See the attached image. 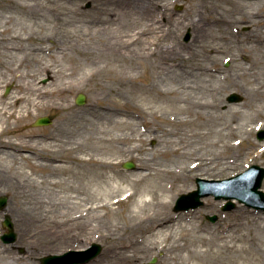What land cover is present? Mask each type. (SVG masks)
I'll return each instance as SVG.
<instances>
[{
	"label": "bare ground",
	"instance_id": "obj_1",
	"mask_svg": "<svg viewBox=\"0 0 264 264\" xmlns=\"http://www.w3.org/2000/svg\"><path fill=\"white\" fill-rule=\"evenodd\" d=\"M57 1L44 8L58 11ZM90 1L92 10L107 12L109 17L75 21L87 28L75 34L76 38L69 31L68 36H59L65 25L60 22L61 12L57 15L59 22L51 28L53 32L31 47L26 44L35 38L36 30L29 31L23 24H18L17 29L9 27L13 17H4L0 22V162L21 161L16 167L10 165L7 171L2 170L20 182L52 185L57 199L49 202L68 209L63 214L38 216L31 204H47L42 196L21 213L5 207L4 216L16 222L18 231L43 235L53 243L69 240L74 251H84L89 244L105 240L106 248L86 264H147L159 253L164 254L168 264H256L243 254L247 247L240 242H247L248 237L240 230L264 222V213L239 204L230 213L231 218L212 234L199 221L200 209L177 211L175 204L178 195L192 189V177L221 178L234 168V146L246 142L244 155L251 159L264 156L262 143L249 139L255 128H264V123L259 122L264 120V111L253 104L244 115L248 126L236 128L240 135L229 130L224 140L206 146L193 139L195 135L208 138L210 132L203 130L208 125L203 110L217 104L200 100L197 92L201 88L192 83L199 76L197 71H206L214 78L216 73L207 65L187 64V58L199 56V48L208 41L202 32L214 22L226 26L250 24L242 41L246 45L244 53L262 50L264 55V13L255 9L263 0H239L231 4L232 10L224 6V14L213 18L205 19L203 11L196 12L192 25L200 29L194 31L188 46L176 42L173 36L170 43H164L159 32L169 8L164 0ZM44 2L18 3L30 18H39ZM220 2L227 5L226 0ZM198 7L213 8L206 0ZM247 8L256 12L232 18L231 11ZM106 31L109 38H97L99 32ZM151 33L154 37H148ZM58 44L70 46L56 48ZM154 44L158 49L153 48ZM217 49L211 47L210 52ZM75 50L81 53L82 61L74 55ZM141 52L172 61L166 76L175 74L177 80L190 82L182 87L189 89L186 97L180 88L164 89L155 84L138 88L130 102L117 95L106 97L115 89L98 83L100 76L121 85L136 83L141 77L152 78L142 73L136 63L142 58ZM251 71L255 72L253 67ZM43 78L48 81L43 83ZM90 81L98 83V91L93 101L80 107L74 99ZM9 84L14 85V91L5 95ZM253 92L264 96V84ZM43 112L56 117L48 131L22 128V123ZM234 113L242 112L236 109ZM140 121L144 131L137 129ZM127 128L132 129L131 134L120 133ZM187 128L191 130L187 132ZM232 138L238 139L231 143ZM147 140H156L157 145L147 146ZM211 147L221 150L218 153ZM133 159L137 160L136 169L121 167L124 160ZM218 204L208 197L202 208L213 209ZM2 216L0 213V219ZM260 226L264 230V225ZM233 251L240 254L228 253Z\"/></svg>",
	"mask_w": 264,
	"mask_h": 264
},
{
	"label": "rangeland",
	"instance_id": "obj_2",
	"mask_svg": "<svg viewBox=\"0 0 264 264\" xmlns=\"http://www.w3.org/2000/svg\"><path fill=\"white\" fill-rule=\"evenodd\" d=\"M25 0H0V22L4 21L6 18L4 17H13L14 21L9 24V27L18 28V24L27 25L29 31L36 30L35 38L32 39L27 46L37 45L38 42H42L41 37H45L47 34L52 33V26L58 23V14L62 13L63 21L61 23H65L64 26L60 29L59 36H68V31L73 32V37L76 38L75 34H80L82 30H86V27H83V24L76 23L78 20H87L94 17H99L103 19H107L109 16L107 12H98L96 10H92V3L90 0L84 1L82 3L73 2L72 0L66 1H57L58 11L54 12L53 10H48L44 8V6H50L53 0H44V4L42 5L43 9L41 11L42 16L39 18H30L31 16L26 14V12L21 8L18 2H23ZM208 4H212L213 8L206 7L205 9H200L198 7L201 6L202 0H164L168 5V10L166 11L165 17L162 18L161 28L159 25L160 35L164 39V43H170L172 41V36L175 38L176 42H180L183 45H189L193 42L192 34L194 31L199 30L200 26H196L193 28V20L195 19V13L200 10L203 11V15L206 17H217L218 14H224L223 7L226 6L228 10H232L231 4L239 1V0H226L227 5L220 2L221 0H206ZM260 7V8H256ZM256 10H261L264 13V0L263 3L255 6ZM253 8H247L242 12L231 11L232 18L242 17L244 12H256ZM251 20H256V18H251ZM146 25L147 23L144 22ZM144 26L143 24H141ZM171 30V31H170ZM250 30V24L236 23L230 26L221 25L216 22L212 23L207 31L204 33L206 39L208 40L204 44V48H199V56H194L192 59L187 58V64L195 67L197 65H207L211 67L216 73L215 78L210 76L206 71H197L199 74L198 78L192 83L195 87H200L201 92H197L198 97L202 101L213 102L216 103L217 106L214 108L204 109V116L207 119V126L205 125L204 131H209L210 134L208 138L199 139L196 135L194 136V140L200 145L206 146L211 144L213 141L224 140L225 134L230 131H233L235 135H240L239 129H244L247 127L248 119L244 117L245 113L249 111L248 106L250 104L256 105L257 108H260L264 111V96L258 95L256 96L253 92L254 88H258L259 86L264 84V55L263 51H251L249 53H244V49L246 48L245 44H242L244 35ZM91 31V29H90ZM228 31V32H227ZM171 32V33H170ZM231 33V37L229 38L228 34ZM154 33H151L148 37H154ZM109 31L97 34L98 39H107L109 38ZM237 38L235 39V37ZM162 40L159 41L161 43ZM58 44L56 48L68 46ZM70 46V45H69ZM143 45H140V48ZM211 47H217V52H210ZM153 48L158 49V45L154 44ZM66 52L70 53V50ZM79 51H74V55L82 61V57L78 54ZM142 58L137 59L136 63H138L139 69L142 73H147V75H151V79H145L141 77L137 80L136 83L127 82L126 85L119 84L115 79L113 81L106 80L105 77L100 76L98 83L107 84L109 87L115 89V92L109 93L106 97H114L117 95L118 99H121L126 102L133 101V94L137 92L138 88L144 85L155 84L160 88H180L185 94L182 95L186 97L189 89H184L190 82H183L181 80H177L176 76H166V68H170V64L172 61L165 60L163 58L153 56H148L144 52H141ZM189 57V55H186ZM163 59V61H162ZM160 60V61H159ZM107 64V60L103 61ZM159 63H163L162 67H159ZM253 67L254 73H252L251 68ZM48 81L47 78H43L42 82L46 83ZM97 82H87L85 88L80 90L78 94L83 93L86 96V102L84 104L79 105L76 102V98L74 99L75 103L83 107L93 101L95 93L98 91ZM181 84H185L181 86ZM181 86V87H180ZM184 87V88H182ZM7 88L9 91L7 92ZM5 95H8L12 90L14 91V85L9 84L5 88ZM194 92V91H193ZM232 93H238L243 97L242 101L239 102H229V96ZM176 99V98H174ZM243 105V106H242ZM239 109L242 113L235 114L234 111ZM49 116L51 118V122L48 125H35V121L40 117ZM155 122L154 118H150ZM56 117L48 112L40 113L36 118H33L28 123H22V128H30L37 131H48V127H53L55 125ZM259 122L264 123V120H259ZM170 128V127H167ZM139 131H144V126H142V122L140 121L139 126H137ZM177 130H181L177 128ZM187 132L191 129L187 128ZM202 130V131H203ZM263 129H254L252 135H250L249 139L259 141L262 143V148H264V139H260L258 137V133ZM132 133L131 128H127L120 133ZM221 135V136H218ZM238 138L230 139V142L233 143ZM147 146H155L157 145L156 140H147ZM222 144V143H221ZM198 146V145H197ZM247 143L243 142L240 146H234L232 151L233 155L236 157L235 167L228 170L226 175L221 178H211V177H202L195 176L190 179L192 189H188L183 193H188L197 188V178L202 177L206 179H225L231 176H235L247 168H249L253 164H258L264 167V156L251 159L244 155L243 150L247 147ZM215 152L221 150L218 147H211ZM219 153V152H218ZM126 161H133L135 166L134 168H126L124 166ZM137 160H124L121 167L127 170H134L137 168L136 165ZM20 160L13 161L12 159H7L0 162V197H7V205L5 207H9L10 210L21 213L23 208L30 206L31 202H35L36 200L43 199L48 201L47 204L38 203V205H33L34 214L38 216H54L58 214L67 213L68 209L65 206H53V202L57 199L56 188L52 185L47 184H31L29 182H20L14 178L12 173L3 172L2 169L7 171L10 165H14L12 167H16ZM262 189L264 190V182ZM182 194V193H181ZM180 194V195H181ZM178 195V197L180 196ZM176 198V201L178 199ZM211 197L219 204L215 206L213 209H204L202 208L206 202V198ZM59 198V197H58ZM203 205L198 208H191L189 210H198L200 209V223H202L204 229L208 230L210 233H215L218 229H221L222 224L225 223L228 219H230V213L237 208L239 204L247 205L246 203L241 202L238 199L233 198L232 200L235 203V206L231 209L225 210V205L229 202L228 199L221 198L218 199L214 195L206 196L202 198ZM49 201H53L50 203ZM248 206V205H247ZM5 207L0 209V213H2V217L0 219V264H41V257L49 254H61L70 250L69 240L65 242H57L53 243L51 238L45 240L43 235L34 236V234L26 233L18 231L17 224L12 219L15 231L17 232V241L14 244H6L1 239V236L8 231L7 227L4 225L6 216H4ZM250 207V206H248ZM255 208V207H251ZM257 209V208H255ZM260 212L264 213L263 210L257 209ZM216 215L217 220L212 221L210 217ZM264 222L259 221L256 225H248L244 229L240 230V233H244L247 235V242L242 243L247 247V251L243 252L247 261L256 264H264V230H262V224ZM236 235V234H235ZM93 243H99L102 246V251L106 248V241L99 240ZM89 244V247L92 244ZM101 251V253H102ZM100 253V254H101ZM230 255H239L240 252L233 251L228 252ZM99 254V255H100ZM98 255V256H99ZM164 254L159 253L158 255L151 257L147 260V264H168V261L164 259ZM97 256V257H98ZM77 258L81 259L84 255H76ZM226 257V255H225ZM224 257V262H226L227 258ZM96 258V257H95ZM154 258L156 261L153 262ZM94 259V258H93ZM92 260V259H91ZM89 260V261H91ZM87 262L77 263V264H86Z\"/></svg>",
	"mask_w": 264,
	"mask_h": 264
},
{
	"label": "water",
	"instance_id": "obj_3",
	"mask_svg": "<svg viewBox=\"0 0 264 264\" xmlns=\"http://www.w3.org/2000/svg\"><path fill=\"white\" fill-rule=\"evenodd\" d=\"M241 96L237 94H232L229 98L230 101H239L241 100ZM86 97L84 94H80L77 102L79 104L85 103ZM50 119L47 117L39 119L36 124H48ZM264 138V135L261 137ZM128 168H133L134 164L131 162H127L125 164ZM264 179V168L258 165L252 166L250 170L246 173H243L237 177H233L224 181H209L203 178H198V190L192 191L189 194H184L178 200L177 209H189L196 208L200 206L203 202L201 201V197L209 195L211 193L216 194L218 198L225 196L227 198L237 197L241 201H244L250 205L259 207L264 209V191L259 190L262 186V182ZM208 183H217L220 185L230 184L233 187V192L228 195H224L219 190L216 189H207L206 185ZM232 189V188H231ZM7 204V198H0V208H3ZM234 207L233 202H229L226 206V209H231ZM212 220H216V216L212 217ZM5 225L8 227L9 232L5 233L2 236V239L6 243H13L17 239V233L14 230L13 223L9 217L6 218ZM102 250L100 244L95 243L91 248L86 251L78 252L74 250H70L65 252L64 254H51L41 258L42 264H75L78 262L88 261L95 256H97ZM78 253L85 254V257L79 259L76 257Z\"/></svg>",
	"mask_w": 264,
	"mask_h": 264
}]
</instances>
